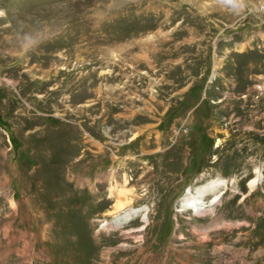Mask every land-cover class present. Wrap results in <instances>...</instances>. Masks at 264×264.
<instances>
[{"label": "rangeland", "instance_id": "1", "mask_svg": "<svg viewBox=\"0 0 264 264\" xmlns=\"http://www.w3.org/2000/svg\"><path fill=\"white\" fill-rule=\"evenodd\" d=\"M0 264H264V0H0Z\"/></svg>", "mask_w": 264, "mask_h": 264}, {"label": "bare ground", "instance_id": "2", "mask_svg": "<svg viewBox=\"0 0 264 264\" xmlns=\"http://www.w3.org/2000/svg\"><path fill=\"white\" fill-rule=\"evenodd\" d=\"M126 2V1H122ZM71 11H69L70 13ZM67 14V13H66ZM63 14L61 18L66 21L68 15ZM111 52V51H110ZM110 55V54H109ZM108 56V54H107ZM111 58V57H110ZM116 58V57H115ZM113 59V58H111ZM126 182V181H125ZM262 182L261 176L256 175L248 184L249 189L253 192ZM227 182L221 179H212L205 182L203 185L195 188L193 191L188 190L180 201L178 213L192 212L193 214L205 215L212 212L215 204L219 203L224 195V190L227 189ZM118 193V194H117ZM117 202L115 212L112 213L110 224L114 227H121L140 217L144 222L147 221V208H133L129 206V199H125V191L123 188L117 191ZM210 198V200H208ZM108 224L105 223V226Z\"/></svg>", "mask_w": 264, "mask_h": 264}, {"label": "clouds", "instance_id": "3", "mask_svg": "<svg viewBox=\"0 0 264 264\" xmlns=\"http://www.w3.org/2000/svg\"><path fill=\"white\" fill-rule=\"evenodd\" d=\"M218 2L228 5L235 9V8L240 7L242 0H218Z\"/></svg>", "mask_w": 264, "mask_h": 264}]
</instances>
